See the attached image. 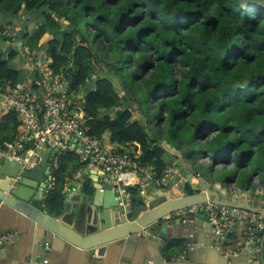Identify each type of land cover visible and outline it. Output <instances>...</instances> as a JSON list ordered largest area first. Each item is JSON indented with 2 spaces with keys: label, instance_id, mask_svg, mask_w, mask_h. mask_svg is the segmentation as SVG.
Wrapping results in <instances>:
<instances>
[{
  "label": "trees",
  "instance_id": "trees-1",
  "mask_svg": "<svg viewBox=\"0 0 264 264\" xmlns=\"http://www.w3.org/2000/svg\"><path fill=\"white\" fill-rule=\"evenodd\" d=\"M20 15L36 20L35 31L22 36L28 47L44 37L51 72L86 91L88 136L108 133L115 149L131 150L157 174L170 164L161 141L185 145L191 161H210L195 171L205 180L214 183L209 172L219 163L216 181L242 192L253 178L264 186V7L244 9L238 0H0V23ZM15 54L0 52V84L23 82ZM18 124L15 112L5 114L0 139H11ZM84 164L72 150L59 155L44 199L53 214L63 208L66 178ZM127 189L142 208L135 188Z\"/></svg>",
  "mask_w": 264,
  "mask_h": 264
},
{
  "label": "water",
  "instance_id": "water-1",
  "mask_svg": "<svg viewBox=\"0 0 264 264\" xmlns=\"http://www.w3.org/2000/svg\"><path fill=\"white\" fill-rule=\"evenodd\" d=\"M238 1L244 9L264 7V0ZM51 151L49 147L41 149L37 164L30 169H21V164L16 159L5 157L0 161V212L11 209L27 214L35 226L33 234L43 248L53 247L54 242L60 240L77 249L95 253L100 258L112 247L120 246L124 242L136 243L138 237L143 236L151 241L149 253H140L144 256L143 264H147L149 259H155L157 255L171 251L190 259L196 249L205 254V247L216 248L214 238L202 246V243L196 242L191 236L195 216L204 213L202 204L242 208L264 215V204L254 203L249 196L225 195L202 176L197 177L199 187L194 189V193L172 197L158 190V196L148 198L146 208L137 214L131 210L124 196L115 189L116 185L106 180L103 186L95 185L92 194L86 196V200L91 202L88 205L89 213L85 216L76 213L67 218L65 201L62 212L52 215L41 199L42 189L52 172L49 159ZM192 177L193 174L190 173L187 180ZM31 189L37 190L34 200L28 199ZM209 228L211 229L210 224ZM259 235L258 233L253 238H248L243 249L236 254H228L225 258L228 263L234 264L235 259L244 261L248 254L255 258L258 248L255 242ZM15 237L16 235L11 240ZM5 245L2 244L0 249ZM164 258L167 261H181L178 255H167Z\"/></svg>",
  "mask_w": 264,
  "mask_h": 264
},
{
  "label": "built area",
  "instance_id": "built-area-1",
  "mask_svg": "<svg viewBox=\"0 0 264 264\" xmlns=\"http://www.w3.org/2000/svg\"><path fill=\"white\" fill-rule=\"evenodd\" d=\"M17 33L15 28L0 23V34L8 38L10 44L20 46L22 41ZM27 60L36 72L34 82L0 84V120L8 112H15L19 122L14 138L0 141V160L5 157L16 159L21 169H30L37 164L38 152L44 147L51 148L52 172L41 192L43 203L55 186L54 171L58 167L59 155L73 150L74 146L85 165L100 168L106 180L115 184L122 194H127V187L132 185L131 174L135 175V186L142 195L149 186L165 187L177 178L176 170L170 165L157 174L153 166L140 165L131 150L110 148L100 138L88 136L82 117V97L71 88L69 79L62 73H52L47 61L36 53L28 55ZM33 83L35 87L32 89ZM201 208L214 240L229 239L238 221H244L246 230L264 231L263 214L211 203L202 204ZM14 235L13 231L0 233V246ZM231 251L224 250L225 253H233Z\"/></svg>",
  "mask_w": 264,
  "mask_h": 264
},
{
  "label": "crops",
  "instance_id": "crops-1",
  "mask_svg": "<svg viewBox=\"0 0 264 264\" xmlns=\"http://www.w3.org/2000/svg\"><path fill=\"white\" fill-rule=\"evenodd\" d=\"M23 24L25 25V28L23 27ZM9 26L18 31L17 36L21 39L22 45H12L9 43L10 41L8 38L0 34V52H2L4 56H7L10 49L15 51L16 54L12 60L13 67L16 69H22L26 72L23 80L24 82H29V80L34 82L36 79V72L34 71L32 64L28 62L27 56L36 53L40 58L47 59V55L42 48L44 37L38 43L40 48L38 47L35 49H30L26 43L27 38H22L25 33L30 34L35 31L37 27L36 20L31 16L20 15L19 17L13 18ZM33 87H35L34 83L32 84V89ZM78 92L81 94L83 100L86 91L81 89ZM17 128L18 125L15 134ZM14 136L11 139L5 140H12ZM100 139L106 146L110 148L116 147L114 143L110 142L108 133H105ZM73 148L72 151L79 155L78 148L75 146ZM164 148L167 151L166 160L170 163L169 165L176 170L177 178L170 181L165 187L157 188L155 186H149L146 189V193L142 195L135 186V175L131 174L132 185L130 184L128 187L135 188L137 195L142 200V208H137L135 206L134 199L131 196L132 194L129 193L128 189L127 194L121 193V195L124 196L123 198L128 202L131 210L136 214L146 208L148 198L158 196V190H161L172 197H176L186 194L185 186L187 185L192 189H197L199 187L197 181L199 175H196L192 171L190 164L182 159L181 155L174 153L165 146ZM189 173H192L193 177L188 181L187 178ZM105 182L106 176L100 168L88 167L85 164L76 170L71 177H67L64 184L66 217L71 218L76 213H80L83 217L85 214L89 213L88 205L91 201L86 200V196L92 194L95 185L100 184V186H103ZM72 184L75 185L73 186ZM87 189H90L91 192L87 193ZM36 195L37 190L31 189L28 194V199L34 200ZM262 203L264 204V202L257 204ZM62 209L63 208H61L60 212H62ZM48 212L52 215H56L49 210ZM205 217V212L195 216L193 229L191 230V236L193 239H195L196 242L202 243V246L213 239L209 223L206 221L207 219L205 220ZM34 230L35 226L31 223L27 214L18 213L11 209L2 210L0 212V233L13 231L16 233V237L5 242L6 245L0 249V264H143V254L149 253L148 250L151 248V241L147 237L139 236V240L135 241L136 243L131 244L124 242L120 246H114L108 250L104 256L99 258L95 253L77 249L61 242L60 240H56L53 247L43 248L41 243L36 240L33 234ZM258 233L260 235L255 242L258 246L255 252L256 257L254 258L251 254H248L244 261L241 259H235L234 264H264V239H262L264 238V231L246 230L244 221H238L235 224L229 239L223 241L215 240V249H207L205 247L203 249L206 251L205 254L198 252V249H196V253L189 259V257H183L178 252L171 251L157 255L155 259H149L147 264H229L227 259H225L227 258L226 256L228 254H236V250L239 249L238 251H240L243 249V245L247 242V239L253 238V236ZM224 250H232L231 252L233 253H225ZM140 253L143 254L140 255ZM167 255H170L171 257L178 255L181 258V261H167L164 258V256ZM42 256L43 258L41 259Z\"/></svg>",
  "mask_w": 264,
  "mask_h": 264
},
{
  "label": "rangeland",
  "instance_id": "rangeland-1",
  "mask_svg": "<svg viewBox=\"0 0 264 264\" xmlns=\"http://www.w3.org/2000/svg\"><path fill=\"white\" fill-rule=\"evenodd\" d=\"M104 72V70H103ZM106 74V73H104ZM176 75L178 76L177 72ZM113 83L116 86V89L119 92V95H123V90L121 89L120 85L118 84V82L116 81V79H113ZM136 107V106H135ZM137 114V113H136ZM149 116L153 118L151 110L148 111ZM139 115V114H137ZM154 125V127H156V124L152 123ZM152 125V126H153ZM162 145H164L167 149L172 150L174 153H177L179 155L182 156V159L186 160L187 163L190 164L192 171L195 173L196 169L198 166L203 165L206 166L207 164L210 163V161L207 158L201 159L198 158L195 161H191V159H189L184 153L185 150L184 148L186 147L185 145H182L180 148H176L170 144H168L165 140L161 141ZM230 165V164H228ZM222 164L219 163H215L214 165L211 166V170H210V175H209V179H211L212 181H214V183H211L210 181H208L213 187L218 188L219 191L225 195H229L232 197L237 196H249L254 203H260V202H264V186L262 185V183L259 182L258 178H253L252 179V187L250 190L247 191H241L239 190L233 182L229 181L226 183H222L220 181H216L215 175L217 174V171L222 167ZM232 164L229 166L231 167ZM196 167V168H195ZM190 174V173H189ZM188 174V176H189ZM207 181V180H206ZM199 186V185H198ZM263 204V203H262Z\"/></svg>",
  "mask_w": 264,
  "mask_h": 264
}]
</instances>
